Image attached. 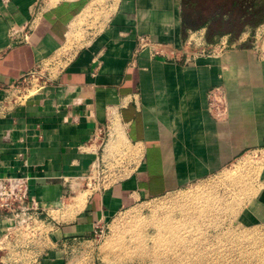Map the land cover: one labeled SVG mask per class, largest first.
<instances>
[{"label": "crops", "instance_id": "obj_1", "mask_svg": "<svg viewBox=\"0 0 264 264\" xmlns=\"http://www.w3.org/2000/svg\"><path fill=\"white\" fill-rule=\"evenodd\" d=\"M232 13L189 0H0V179H27L49 221L47 243L13 239L0 264H69L120 213L264 150V57L232 48ZM38 69L47 82L13 104L10 87ZM216 90L222 122L207 111ZM110 150L126 157L123 177L81 193ZM259 181L246 226H264V171ZM8 226L0 212V237Z\"/></svg>", "mask_w": 264, "mask_h": 264}, {"label": "rangeland", "instance_id": "obj_2", "mask_svg": "<svg viewBox=\"0 0 264 264\" xmlns=\"http://www.w3.org/2000/svg\"><path fill=\"white\" fill-rule=\"evenodd\" d=\"M236 2L237 5L233 7ZM189 3L202 5L216 12H233L237 42L232 48L240 46L252 49L259 56L264 57V22L257 25V19L252 16V12L257 8L264 9V0H189ZM216 46L218 52L215 55L222 54L219 48L223 45ZM227 47L231 48L228 44ZM42 71L39 77H27L26 81L17 88L20 91L19 95L33 96L40 91V87L48 79V73L45 70ZM212 102L215 107L209 109L210 101L207 100V111L211 117L219 122L226 120L229 107L224 91L222 95L213 96ZM129 150L126 148V155ZM113 157V152L110 150L105 167L108 172L112 170ZM100 170H104V167ZM263 171L264 150L245 153L232 165L213 176L191 183L182 190L161 199L147 201L138 207L120 213L109 223L104 230V235L96 237L92 245L84 246L80 252L75 253V259L69 264H264V226H246L238 220L241 211L261 187L259 179ZM231 172H234L236 180L242 179L241 187H238V184L232 185V179H223ZM93 173L90 170L88 174L90 179ZM106 179V185L112 182L110 176L107 175ZM87 182L88 180H84L79 184L81 193L86 190L89 192L92 188L93 185L87 188ZM192 196L196 197L189 199ZM83 198L85 199V196ZM186 198L189 200L185 201ZM78 203H80V198ZM61 204L60 207H63L64 202ZM193 206L195 208L191 210ZM152 207L161 209H156L158 211L153 213ZM187 209L189 212L185 214ZM137 216L141 218L142 225L139 224L138 229H132L130 226L138 219ZM165 216L178 223H174L172 229L168 230L167 237L162 238L156 234L155 225H163L160 220ZM45 217L39 215L28 221L37 228L34 231L25 230L27 225H18L17 220L8 221L14 227L11 232L13 239L20 245L47 243L49 221ZM164 220L170 221V219ZM119 226L122 228L118 242L110 246L112 234ZM173 234H180L181 238L178 240L175 238V240ZM170 241L172 245H169ZM122 245H125V248ZM133 245L136 247L134 248ZM167 245H169L168 250ZM2 246L0 245V248L4 250ZM120 249L123 250L120 251ZM124 254L128 256L125 257Z\"/></svg>", "mask_w": 264, "mask_h": 264}, {"label": "built area", "instance_id": "obj_3", "mask_svg": "<svg viewBox=\"0 0 264 264\" xmlns=\"http://www.w3.org/2000/svg\"><path fill=\"white\" fill-rule=\"evenodd\" d=\"M149 39L148 38H140L138 40V48L139 49H144L147 47L149 44ZM151 44V43H150ZM40 71L38 72L37 70L31 71L26 75H22L19 77L14 85L10 87V91L12 92V98L11 102L13 104H21L22 102H25L31 95L25 96V95H19L20 91L17 89L19 88L20 85H22L27 77L34 78L35 76L39 77ZM45 83H43L44 85ZM43 87V86H42ZM40 87V89L42 88ZM18 94V95H17ZM36 94V93H35ZM33 94V95H35ZM216 94L222 95V91L216 90L213 91L210 94V97L208 101H210L208 108L212 109L215 107V104L212 102V97L215 96ZM128 154V153H127ZM126 155V153H124ZM125 158L124 156L122 157H117L116 160L114 159L112 161L113 167L111 168L112 170L108 172V170L104 167V170H100L98 167H93L91 171H93V176L92 179H90L87 175L84 180H88L86 183L87 188H89L91 185L96 186L98 188H103L105 182H107V175L110 176L111 181H115L116 179H119L123 177V172H122V164L125 163ZM102 172V173H101ZM83 180V181H84ZM93 184H92V182ZM111 182V183H112ZM91 186V187H93ZM30 190H29V185L28 181L25 178H5V179H0V212L3 213L4 220L7 221H16L17 224L24 226L27 225L25 230H30L34 231L35 225L33 223H28L30 219L33 217H37L39 208L36 206L34 200L30 197ZM21 226H19L21 228ZM14 227L9 224V227L5 229L4 233L0 237V245H4L6 247V243L12 242L15 244L13 241L12 237V230ZM104 235V230L102 229H95L94 230V236L95 239L96 237H102ZM4 246H2L4 248ZM2 248H0V251Z\"/></svg>", "mask_w": 264, "mask_h": 264}, {"label": "bare ground", "instance_id": "obj_4", "mask_svg": "<svg viewBox=\"0 0 264 264\" xmlns=\"http://www.w3.org/2000/svg\"><path fill=\"white\" fill-rule=\"evenodd\" d=\"M73 29V28H72ZM71 37H72V34H70L69 35V39H71ZM248 162V161H247ZM223 179H226V180H228V179H232L231 181H232V185L234 184H238L237 186L238 187H241V182H242V179H240V180H236V177H235V175H234V172H231V173H229V175L226 177H224ZM224 181V180H223ZM210 187H208V189H209ZM198 196V195H197ZM80 197V196H79ZM196 196H192V197H189V199H194ZM180 199V198H179ZM178 199V200H179ZM188 198H186L185 199V201H188L189 200ZM81 202H84V198L83 197H80V203ZM79 203V204H80ZM200 205V204H199ZM196 206H197V204H196ZM194 208H195V206H193L192 207V209L191 210H194ZM156 209H158V210H160L161 208H159V207H152V212L154 213V212H157L158 210H156ZM184 212V211H183ZM188 212H189V209H187L186 210V212H185V214L187 213L188 214ZM185 216V215H184ZM138 217V216H137ZM164 219H170V221L169 222H166ZM174 219H172V218H170V217H167V216H165L164 218H162V220H160L162 223H163V225H158L156 222V224L157 225H155V228L157 229L156 230V234L158 235V236H161L162 238H166L167 236H166V234H168L167 232H168V230H171L172 229V227H173V225H174V223H178V221H173ZM187 220V219H186ZM141 222V218L140 217H138V219L136 220V221H134V222H132V223H134L132 226H130V228L132 227V229H134V228H136V229H138V227L140 228V225H142V223H140ZM140 224V225H139ZM176 225V224H175ZM121 228L122 227H117V228H115L116 230L113 232V234H112V238H111V241L109 242V245L110 246H113V245H115V244H117V242H118V238L120 237V232H121ZM175 230V229H174ZM183 230V229H182ZM126 231V230H125ZM130 231V230H129ZM128 231V232H129ZM169 232H172V231H169ZM178 232H179V230H178ZM131 234V233H130ZM170 234V233H169ZM180 235V234H179ZM179 235H175V234H173V237H174V239L175 238H177V240L178 239H180L181 238V236H179ZM125 236V235H124ZM123 236V237H124ZM129 236V235H128ZM131 236H133V235H131ZM139 236V235H138ZM171 236V235H170ZM172 237V236H171ZM191 237V236H190ZM134 238V237H133ZM132 238V239H133ZM137 238V237H136ZM168 238H170L169 236H168ZM183 238V237H182ZM140 239V238H139ZM173 238H172V240H174ZM123 240H125V239H123ZM122 240V241H123ZM131 240V239H130ZM134 240V239H133ZM136 240V239H135ZM166 240H168V239H166ZM176 240V239H175ZM127 241V240H126ZM134 242V241H133ZM124 244H125V242H123ZM137 243V242H136ZM166 243V242H165ZM171 243V241L169 242V245H172V244H170ZM174 243H175V241H174ZM168 244V243H167ZM134 245H135V243H134ZM133 245V246H134ZM169 245H167V250H168V246ZM175 245V244H174ZM178 245V244H177ZM123 246V248H125L124 246L125 245H122ZM128 246V245H127ZM129 247V246H128ZM136 246H134V248H135ZM171 247V246H170ZM165 249V250H166ZM123 249H120V251H122ZM125 250V249H124ZM128 250V249H127ZM171 250V249H170ZM129 251V250H128ZM125 252V251H124ZM113 253V252H112ZM133 253V252H132ZM180 253H182V252H180ZM115 254V253H114ZM122 254V253H121ZM171 254H173V253H171ZM125 255V254H124ZM122 256V255H121ZM126 256H128V255H125V257ZM135 256V255H134ZM124 257V256H123ZM130 257V256H129ZM133 257V256H132ZM131 257V258H132ZM179 260V259H178Z\"/></svg>", "mask_w": 264, "mask_h": 264}, {"label": "trees", "instance_id": "obj_5", "mask_svg": "<svg viewBox=\"0 0 264 264\" xmlns=\"http://www.w3.org/2000/svg\"><path fill=\"white\" fill-rule=\"evenodd\" d=\"M263 4V3H262ZM262 4H258V6H262ZM254 13H257L258 14V17L263 19L264 18V9H262V7H259L256 9V11H254ZM224 23H222L223 25ZM234 24V21L233 22H227V30H229V32H232L235 34L236 32V29H235V26L233 25Z\"/></svg>", "mask_w": 264, "mask_h": 264}]
</instances>
